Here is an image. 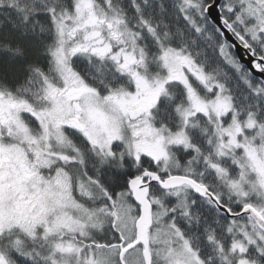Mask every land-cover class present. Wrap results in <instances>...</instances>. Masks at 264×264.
<instances>
[{"label": "snow or ice", "instance_id": "1", "mask_svg": "<svg viewBox=\"0 0 264 264\" xmlns=\"http://www.w3.org/2000/svg\"><path fill=\"white\" fill-rule=\"evenodd\" d=\"M0 264H264V0H0Z\"/></svg>", "mask_w": 264, "mask_h": 264}]
</instances>
